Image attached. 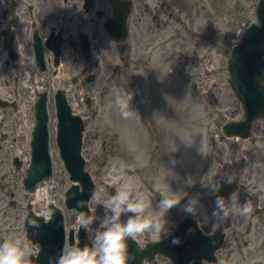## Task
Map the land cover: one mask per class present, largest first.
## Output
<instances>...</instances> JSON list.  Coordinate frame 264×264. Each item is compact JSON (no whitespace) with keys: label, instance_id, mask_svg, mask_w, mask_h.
<instances>
[{"label":"rangeland","instance_id":"rangeland-1","mask_svg":"<svg viewBox=\"0 0 264 264\" xmlns=\"http://www.w3.org/2000/svg\"><path fill=\"white\" fill-rule=\"evenodd\" d=\"M155 1L160 3L159 0ZM254 2L255 0L166 2L172 4L174 13L169 17L167 11L162 16L165 26L162 22L159 30H152L148 58L136 66L145 72L146 81L155 82L160 79L162 93L166 91L163 89L165 86H170V89L176 87V91L170 94L172 103L170 107L167 105L169 116L162 119L156 128L152 125L145 127L146 130L140 128L144 140L136 141L132 138L129 120L118 114L115 101L109 103V98L104 100L101 97L102 90L94 95L93 106L88 111V118L92 121L86 124L84 131L83 153L86 154L89 168L94 169L98 187L97 197L92 200L95 216L103 215L104 210L97 209L110 196L105 190L106 185L120 187L121 169L125 165L133 166L130 174L125 170V178L142 176L141 180H145L150 186L153 206L159 201V195L170 189L177 191L180 183H187L189 174L185 175L187 178L183 174L189 170H197L195 166L199 158L198 169L202 161L206 173L194 187L195 190L190 192L196 196L212 190L211 185L215 186V181L223 175L222 171L219 173L223 169L221 164L232 153L237 157L240 155L233 170L240 169L238 165L241 158L248 168H257L259 156L264 154H256L254 141H260L264 133L253 141H233L219 136V126L223 121L240 116L239 102L226 82V44L237 39L236 21L243 15L247 19L251 18ZM154 89L159 87L156 85ZM133 117L136 118L135 115ZM156 117L158 120V113ZM178 118V125L181 123L180 128L183 127V130H172ZM192 135L198 138L200 146H196L198 141H191ZM103 141L105 146L102 145ZM16 142L18 143L11 142L15 145V150L9 152H17L22 147L25 151L28 150L27 141H21L18 146ZM225 145L228 146L227 149ZM194 147L198 149L197 152ZM51 151L57 160L54 142ZM61 169L58 164L53 184L58 190L62 183L59 178ZM138 180L140 183V179ZM213 203H200L199 210H205L206 217L212 218L206 209ZM233 212L234 210L230 212L231 216H234Z\"/></svg>","mask_w":264,"mask_h":264},{"label":"clouds","instance_id":"clouds-1","mask_svg":"<svg viewBox=\"0 0 264 264\" xmlns=\"http://www.w3.org/2000/svg\"><path fill=\"white\" fill-rule=\"evenodd\" d=\"M258 23V22H257ZM133 94L124 91L123 96H117L115 104L123 119H129L134 114L138 115L131 106L130 101ZM227 145L225 148L227 149ZM133 166H123L121 169L120 187L114 195L102 203L104 210L102 216L89 215L81 211L78 215V223L84 229L98 222L94 230L91 246L79 245L69 246L63 249L58 256H49L48 264H130L135 256L129 252L128 241L134 240L145 233L151 232L155 236L164 234L165 238L171 234L168 227L166 215L168 212L186 201L183 211L195 217L200 209L198 196H189L187 191L169 190L161 194L159 201L153 206L149 195L143 193L139 188L138 178L126 176L125 170H131ZM213 195L218 191L219 185H211ZM41 198H46V192ZM236 201L230 197L228 200L216 196L211 216L219 221L227 218L235 207ZM231 205V207H229ZM86 202L77 201V207L83 209ZM242 215H250L254 209L250 202L246 201L240 205ZM51 210L46 212L48 219H51ZM126 219H123L125 218ZM29 226L39 227L38 221L30 219ZM191 231V229H189ZM173 245H179V237H173ZM32 249L28 242L20 238L6 239L0 243V264H33L30 259Z\"/></svg>","mask_w":264,"mask_h":264},{"label":"water","instance_id":"water-1","mask_svg":"<svg viewBox=\"0 0 264 264\" xmlns=\"http://www.w3.org/2000/svg\"><path fill=\"white\" fill-rule=\"evenodd\" d=\"M262 2H264V0H262ZM262 2L260 3L258 9L260 10L261 8V13H264V6H261ZM244 41L245 43L241 50L237 51V53L235 54L236 67L234 68V75H236V81H238L239 84L242 81V77L238 75V72L240 71L241 67L245 64H251L253 62V59H255V57L253 56L255 52L260 51L258 53V56H260L261 58L263 57L262 55L264 54V52L261 51V49L264 48V18H261L260 21L258 20V23L252 25L246 30ZM262 73H264V71L260 70V65H257L250 69V76H248L247 79L254 81L256 76ZM261 79H264V76L256 80V85L258 87L260 86L259 81ZM240 93L242 94L243 91H240Z\"/></svg>","mask_w":264,"mask_h":264},{"label":"flooded vegetation","instance_id":"flooded-vegetation-1","mask_svg":"<svg viewBox=\"0 0 264 264\" xmlns=\"http://www.w3.org/2000/svg\"><path fill=\"white\" fill-rule=\"evenodd\" d=\"M95 9H96L95 8V1H94L93 8L88 12L85 11L82 7V10H83L82 25L83 26H86L87 17H91V15L96 13ZM90 22L92 23L91 27H92L93 31H95L98 23L94 22L93 19ZM15 24H16V27H18L17 23H15ZM260 208L264 211L263 205H261ZM248 234H249V231L247 230L243 234L242 238L244 236H248ZM253 236H254V240H255V244L253 246H252V244H250V245H244L241 247L240 256H239V264H264V223H261V226L255 227V229L253 231ZM245 243H247V242H245Z\"/></svg>","mask_w":264,"mask_h":264}]
</instances>
